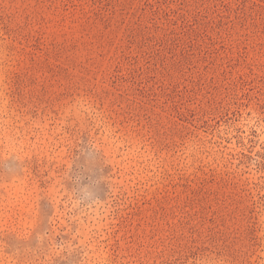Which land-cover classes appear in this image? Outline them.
<instances>
[{"label":"rangeland","instance_id":"1","mask_svg":"<svg viewBox=\"0 0 264 264\" xmlns=\"http://www.w3.org/2000/svg\"><path fill=\"white\" fill-rule=\"evenodd\" d=\"M0 264H264V0H0Z\"/></svg>","mask_w":264,"mask_h":264}]
</instances>
